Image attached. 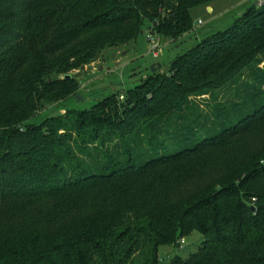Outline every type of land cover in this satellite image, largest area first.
I'll return each mask as SVG.
<instances>
[{"label":"trees","instance_id":"trees-1","mask_svg":"<svg viewBox=\"0 0 264 264\" xmlns=\"http://www.w3.org/2000/svg\"><path fill=\"white\" fill-rule=\"evenodd\" d=\"M214 1L0 0V264H160L195 232L198 252L171 264H264V5L122 103L66 99L71 71L144 30L196 32L192 10ZM210 89V117L191 113Z\"/></svg>","mask_w":264,"mask_h":264},{"label":"rangeland","instance_id":"rangeland-1","mask_svg":"<svg viewBox=\"0 0 264 264\" xmlns=\"http://www.w3.org/2000/svg\"><path fill=\"white\" fill-rule=\"evenodd\" d=\"M261 2L264 5V0H216L208 7L202 6L192 10L196 32L186 34L175 42L170 38H162L156 34L155 38L160 40L161 44V55L158 59L149 54L150 45L147 42V33L144 30V34L139 37L136 44L132 43L127 47L107 50L96 62L79 70L71 71L69 73L70 79L68 80H72L76 85V91L66 93V99L76 97V101L69 105L75 104L80 110L87 109L97 101H103L114 93H117L120 103L124 102L125 92L140 84L142 79L148 75L149 69L153 64H162L161 71L163 73L168 72L171 62L178 56L194 48L203 39L233 28L248 9L253 6L261 8L263 6ZM199 21L202 23L199 24ZM259 67L264 70V60L261 61ZM62 77V79L60 77L58 79L65 81V77ZM248 78L249 75L246 72L242 73L236 78L239 79L237 85L250 82L251 79ZM237 89L238 86L234 87L232 84L219 94H216L220 96L221 101H228L233 99ZM58 91L56 90V92ZM210 92L211 89L209 92L193 94L189 98L194 104L190 108L191 113H208L210 117L211 108H213V103L209 104L211 101ZM121 96H124L123 100ZM78 97L81 100H78ZM66 99L54 101L56 105L50 106L48 111L51 113L60 111L63 105L57 104V102L65 103ZM57 115L55 114L54 116ZM120 142L122 141L113 136L104 145L100 141L91 144L90 148L93 150L95 148L113 150L115 145L120 144ZM77 155L83 159L79 153ZM202 242V235L195 232L190 237L181 238L173 246H161L158 253L160 264H171L176 257L186 260L198 252ZM181 243L183 247H180Z\"/></svg>","mask_w":264,"mask_h":264},{"label":"built area","instance_id":"built-area-1","mask_svg":"<svg viewBox=\"0 0 264 264\" xmlns=\"http://www.w3.org/2000/svg\"><path fill=\"white\" fill-rule=\"evenodd\" d=\"M261 4H262V2H261ZM201 23L202 22L199 21V24H201ZM146 38H147V42L150 45L149 54H151L155 59H158L161 55L160 40H156L154 31H152V30H149ZM121 99L123 100L124 96H121ZM180 245H181L180 247H183L182 243Z\"/></svg>","mask_w":264,"mask_h":264},{"label":"water","instance_id":"water-1","mask_svg":"<svg viewBox=\"0 0 264 264\" xmlns=\"http://www.w3.org/2000/svg\"><path fill=\"white\" fill-rule=\"evenodd\" d=\"M162 69V64L160 63H155L150 67V70L152 72V74L157 73L158 71H160ZM63 77L60 76V79H62ZM67 79H70V76L67 77ZM78 100H81L80 97H78Z\"/></svg>","mask_w":264,"mask_h":264}]
</instances>
